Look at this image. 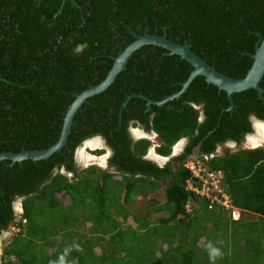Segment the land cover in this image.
Masks as SVG:
<instances>
[{"label": "trees", "instance_id": "1", "mask_svg": "<svg viewBox=\"0 0 264 264\" xmlns=\"http://www.w3.org/2000/svg\"><path fill=\"white\" fill-rule=\"evenodd\" d=\"M144 31L165 33L177 43H188L194 53L217 71L230 77H242L250 66L254 43L264 35V0H0V151L44 149L53 143L58 137L64 110L74 95L100 81L111 65V57L132 41L134 34ZM191 69L188 62L176 54H168L162 47L140 49L116 83L80 109L63 152L44 162L0 161V231H6L14 221L16 226L24 227L4 247L0 264H51V255L47 252L43 259L37 256L36 246H43L51 233L37 221L42 205L51 208L58 205L62 209L66 204L54 195L59 193L68 197V205L91 196L94 205L105 210L107 181L112 177L125 191L132 188L136 179L147 182L151 190L158 187L159 179L169 180L163 188V203L153 206L154 200L146 201L145 213L148 208L154 212L165 210L166 215L158 217L159 224L166 227L170 223L179 231L181 240L169 235L166 239H157L156 247L161 252H171L181 250L188 242L193 246L197 244L202 218L192 220L195 214L188 216L183 210L185 201L197 202L206 213L213 214L216 209H207L205 201L184 189L186 170L180 168L171 172V166L158 167L140 158L148 140H137L129 150L124 131V122L129 118L145 124L158 135L162 144L155 147V151L162 155L169 153L171 144L179 137H188L183 152L173 160L180 163L194 146L197 147L203 166L223 171L224 187L231 203L258 214L262 219L261 229H264V145L204 158L226 139L239 141L241 134L250 130L248 115L264 120V94L259 97L254 89L231 94L233 106L228 110L225 92L206 82L203 76L195 75L177 98L161 105L150 104L145 112L142 98L126 99L132 93L153 100L173 93ZM194 104H200L201 109H195ZM149 112H152L150 119ZM199 112L203 119L198 122ZM91 134L109 140L114 149L113 171L98 170L95 174L91 167L70 181L59 170L63 167L73 171L72 150ZM135 174H138L136 179ZM15 197H20V216L12 209ZM111 208L103 211L101 217L107 220L105 227L113 231H105L110 234L108 240L112 241L113 249L109 247L111 250L105 253L100 245V253H92L94 242L84 243V240L95 235L97 241L100 237L96 235L97 229L87 233L83 242L72 243L69 236L65 240L59 237L61 244L65 242L61 249L64 252L68 249L66 264H96L97 260L102 264H128L121 260L127 252L117 255L122 249L119 239L122 231L131 229L133 235L135 229L146 232L150 222L132 215L129 219L135 226L127 224L118 229L125 218L113 217ZM194 224L197 229L191 233L189 230ZM150 227L149 234L157 236V226ZM224 227L226 229V223ZM58 229L54 227L53 233ZM205 238L200 239L208 247ZM245 242L248 243L246 238ZM75 245H79V249ZM193 246L188 247L186 253L181 250L182 260L173 264H189ZM53 249L52 255L57 253L54 243ZM248 249L236 262L264 264V247L259 246L258 240ZM152 252L153 249L141 252L150 258L143 264L164 263L159 258L152 261ZM11 255L14 257H9Z\"/></svg>", "mask_w": 264, "mask_h": 264}, {"label": "rangeland", "instance_id": "2", "mask_svg": "<svg viewBox=\"0 0 264 264\" xmlns=\"http://www.w3.org/2000/svg\"><path fill=\"white\" fill-rule=\"evenodd\" d=\"M136 129L138 130L139 128L136 127ZM254 136L255 134H253V137ZM153 140L154 142L158 143L157 137L156 138L152 137V141ZM257 141L258 143H260L259 140H256V142ZM83 144L80 148H84ZM228 146H231V144H229ZM248 146L241 145L238 146L237 148H231V147H223L218 145L215 150V154L218 156H222L228 154L231 151H236L240 148H245V147L248 148ZM88 155L90 158H93L90 154ZM81 165H84V163H82ZM81 168L82 167H80V169ZM84 168L85 166H83V169ZM93 172L96 174L98 172V169L95 167L93 169ZM124 181H126V179H124ZM161 182L162 184H160L161 185L160 188H157L156 191L154 192H150L149 184L144 181L140 182L136 180L132 188L127 191H125L124 186L121 185V183L118 180H115L113 177L109 181H107V185L109 186V189L106 188L108 192L105 199V208H106L105 210H107L108 207H112L109 211L112 212L113 217L118 216L125 218L122 223L123 226H121L122 224H119L118 229L120 228L123 229L127 224H132V226H135L134 222L131 221V219H129L132 217V215L137 216V218L141 219L142 221L146 220L147 222H150L148 224V230L150 232L152 230L150 226H154V225L157 226L155 230L156 233L158 234L157 236L159 237L149 234V231L144 232L143 230H138V229H135L136 231L135 235H133L131 229H124L122 231L121 234L122 237H120L119 239L122 242L121 248L123 250L120 249V252L117 255L123 256L125 252H127L128 254H126V257L121 258V260L127 261L128 264L148 263V261L146 260L147 259L150 260V258L148 256L145 257V255H142L141 252L148 253L150 249H153V252L150 254L151 257L154 256L152 261H154V259L157 260L159 258L158 260L160 262L161 261L164 262L162 264H173V262L182 260L184 253L188 251L187 248L193 246L186 244L183 247H180V249L183 250L184 253L183 251L181 252V250H177V251L172 250L171 252L170 251L161 252L159 249H157L156 244L158 242L157 239L159 238L166 239V237H168L169 235H174L173 239L175 240L179 239V231L177 232V229H174L172 225L170 226V223L166 225V227H164L163 224H159L160 222L158 220V217L165 216L166 215L165 210L162 209L157 211L156 214H153L154 211L151 210V208H148V213H145V210L147 208L145 203L150 198H152L154 200L153 202H155L154 204H152L153 206L163 203L164 201L163 187H165L168 182H163V181ZM155 187H157V184H155ZM54 195L63 203V205L66 204L67 206L65 205L61 209V207H59L58 205L53 208L49 207L48 205H42V214L40 218L37 217V221L42 227L51 230V233H48L50 236H48L46 243L43 242L42 243L44 244L43 246H39V245L36 246V248L38 249L37 256L38 258L43 259L44 257H46L45 253L47 252L49 255H51L49 258L51 259V264H53V262H57L61 255H64L65 260L69 259V256H66L64 250L61 249V247L64 246L65 242H62L61 244V241H59L57 238L62 237L65 240L66 239L65 237L69 236L72 240V243H75L76 240L83 242V240L86 238V234L89 232H92L94 230L95 231L100 230L103 233H106L105 231H110L108 227H105V223L107 222V220L103 216L101 217V214L105 210H102L100 206L94 205L95 201L90 200L93 197L89 196V198L86 197L83 199L79 198V200H77L75 203L68 205L67 203L69 202V200L67 196L65 195L63 196L59 193H56ZM122 197H124L125 199L124 201L128 203L130 201L132 203V209L127 208L125 206L126 204H123L121 202ZM195 204L196 203H193V206H195ZM16 214L20 216L19 212L18 213L16 212ZM206 215H210V212H207ZM224 223L225 222H221V220H219L217 224L218 227L213 229L216 231V229L219 230L220 228L223 227L224 229L221 231V235L222 232H224L223 237H225L226 234ZM226 226H228L227 239L224 240L223 243L221 242L222 244H220L219 241H216V245H214V247L219 248L221 250L223 255L217 257L213 261L212 259H210L209 249L204 246L202 240H198L197 247L193 246L195 249L192 251L191 254L192 257L190 258L189 264H222V263L229 264L231 260L233 262H236L239 260V258L241 259L242 251L243 250L245 251L247 248H251L252 244H255L257 240L259 241V246L264 247V236H263L264 232H260L262 226L261 222L260 223L258 222V224L256 225H252V224L250 225V224H242L239 222L228 221V224ZM54 227L57 228L59 227L57 233L56 232L53 233ZM21 228L23 229L24 227L16 226L14 221L13 224L11 223L9 224V227L6 231H2L0 236V255L6 244L10 242L14 234L22 230ZM178 228H180V226ZM83 229H86V231H82ZM196 229L197 226L194 224L192 225V228L189 230V232L193 233L196 231ZM110 232L112 233L113 231ZM80 233H82L81 236H79ZM94 236H90L89 238L84 240V243H88L91 241L94 242L92 244V253L94 254L100 253L101 250L100 245L103 246L104 248L103 252L105 253H108L109 250L113 249L114 247L112 246L113 243L112 241L108 240L110 238L108 237V235L101 238V240L99 239L101 242L99 244L97 243L96 238ZM245 238L247 239L248 243L245 242L244 240ZM243 240L248 245H245L244 242H242ZM108 242L110 245H108ZM53 243L57 247V253L52 255V252H54ZM122 245H124V247H122ZM138 247L140 249H137ZM9 257L12 258L14 256L11 255ZM96 259L97 258H95L94 260ZM100 262L101 261L97 260L96 264H102Z\"/></svg>", "mask_w": 264, "mask_h": 264}, {"label": "water", "instance_id": "3", "mask_svg": "<svg viewBox=\"0 0 264 264\" xmlns=\"http://www.w3.org/2000/svg\"><path fill=\"white\" fill-rule=\"evenodd\" d=\"M149 46L162 47L167 50L168 54L178 55L180 58L188 62L192 69L177 91L168 94L161 99L152 100L143 95L134 93L127 96L126 99L130 96H138L148 105H160L167 100L178 97L195 75L203 76L206 82L215 85L217 89H221L225 92L228 102L227 109H231L233 106L231 94L235 95L240 92H248L252 89L256 91L257 96L259 97L261 94H264V88H262V79L264 77V35L254 43V51L250 54L252 60L246 73L242 77L235 78L214 69L205 60L194 53L190 49L188 43H177L167 38L165 33L152 34L144 31L141 34H134V39L120 49L115 56L111 57V65L100 81L88 85L74 95V98L64 110L61 128L57 139L53 143L44 149H21L18 152L0 151V161H18L19 163H26L27 160H38L44 162L58 156L67 148L72 135L74 120L80 109L91 98L108 91L116 83L122 71L139 50ZM53 152L56 153L48 157ZM46 157L48 158L45 159Z\"/></svg>", "mask_w": 264, "mask_h": 264}, {"label": "flooded vegetation", "instance_id": "4", "mask_svg": "<svg viewBox=\"0 0 264 264\" xmlns=\"http://www.w3.org/2000/svg\"><path fill=\"white\" fill-rule=\"evenodd\" d=\"M149 106L150 105L146 104V102H145V108H144L143 112L147 111ZM196 106L199 108L197 110H200L201 109V105L200 104H196ZM121 107H122V105H121ZM120 112H121V109L117 112V115L120 116ZM127 113H129V110H127ZM151 116H152V112H149V114H147V117L150 119ZM251 116H252V114H250V115L247 116V120H248V124H249L250 130L248 132H245V133L241 134L240 140L234 142V147L235 148H237L238 146H241V145H245V144H243V142L245 140V135L246 134H249V132H251V130L253 132V129H254V132H255V129H256V134L253 137V134H254V132H253L251 135L247 136L246 146H248L250 144L255 145L258 142V141L256 142V140H259V141L260 140L261 141L263 140V138H264V133L262 132L263 128H261V126H259L262 123H256L255 128H254V119L252 121V126H251ZM202 119H203V115L199 112L197 121L198 122L199 121H202ZM117 121L120 122V119L118 118ZM262 125L264 126V124H262ZM136 127L139 128V129L137 130ZM252 127H253V129H252ZM124 131H125V134L127 136V140H128V144H129V150H130V148L132 149V145L137 140H139V139L148 140L149 144H148V146L146 148V151L143 154L140 155V158L143 161H149V162H151L152 164H154L156 166H160L156 162L157 160L159 162V160H160L159 158H156L157 160L154 159V154L151 151H150L151 153L149 152L150 155L147 154V149H149V147H151V143H152L151 140H152V137H153V135L151 134V129L149 127H146L145 124H143L141 122L134 121V119L129 118V119H126V121L124 122ZM90 138H98V144L95 145L94 148H91L92 146L90 147L89 146L90 145L89 143H88L89 145L88 144L87 145L86 144H83V142L85 140L90 139ZM255 138H256V140H255ZM227 141H229V139L226 140V141H224V143L223 142L220 143V146L227 147V145L225 143ZM180 142H178V143H180ZM188 142H189V138L188 137H183V145H182V148L180 149V152L179 153H182L183 152V150L186 147V145L188 144ZM82 144H83V146H85V149L82 152L83 154L80 152L79 156L77 157V152L80 150V147L82 146ZM248 147H250V146H248ZM216 148H217V146H215L214 151L216 150ZM174 150H176V149L174 148ZM86 153L90 154L93 158H89V159L85 158L86 157V155H85ZM113 154H114V149L111 146L109 140H107V138H105V137H103V136H101L99 134H91V135H88V136L84 137L83 139H81L74 146V148L72 150V158H71V160H72L73 171L72 172H68L63 167H61L60 168V172L63 173L64 175H67V173H71V174L72 173H75L77 171L76 161H78L79 163H85V161H90L91 162V166L92 165L98 166V168L100 170L105 169L108 172H112L113 171V165H112V161L113 160H111V158H112ZM191 154L192 155H196V156L198 155V151H197V149H196L195 146L192 148ZM82 155H84V157H82ZM161 158L163 160L165 159L163 157H161ZM165 164L168 165V166H174L175 164L177 165L178 163L176 161H174L173 160V156H171L170 158H168L163 163V166ZM137 175L138 174H135L134 176H137ZM128 176H129V174H128ZM165 179L166 178L159 179V181L160 180H165ZM1 233H2V231H0V236H1Z\"/></svg>", "mask_w": 264, "mask_h": 264}, {"label": "clouds", "instance_id": "5", "mask_svg": "<svg viewBox=\"0 0 264 264\" xmlns=\"http://www.w3.org/2000/svg\"><path fill=\"white\" fill-rule=\"evenodd\" d=\"M177 91V90H176ZM171 94V93H170ZM168 95V94H167ZM166 96V95H165ZM165 96H163V97H165ZM162 97V98H163ZM174 98H176V97H174ZM150 99V98H149ZM159 99H161V98H159ZM173 99V98H172ZM153 100V99H152ZM158 100V99H157ZM171 100V99H170ZM232 100V99H231ZM125 101L126 100H124L123 102H124V104H125ZM168 101V100H167ZM166 102V101H165ZM164 103V102H163ZM162 103V104H163ZM123 103L121 104L122 106L124 105ZM150 105V104H149ZM153 105H156V104H153ZM161 105V104H160ZM193 107L195 108V109H199L195 104L193 105ZM228 110H231V109H228ZM198 118V117H197ZM253 119L254 120H258V121H260V122H263L264 123V120H261V119H258V118H256L254 115H252L251 116V126H252V121H253ZM150 128V127H149ZM151 129V128H150ZM252 129H253V127H252ZM253 132H254V129H253ZM252 130H251V132H249V134H246L245 135V140H244V142H243V144H245V146H246V142H247V136H249V135H251L252 133ZM151 134L153 135V137H157V140H158V143H156V142H154V141H152V143H151V147H149V149H147V154H149V152L151 151L155 156H157V157H163V158H165L163 161H161V162H158V161H156L160 166H158V167H161V166H163V163L168 159V158H170L171 156H177V155H179V154H181V153H179L180 152V149L182 148V145H183V137H186V136H182V137H179L174 143H172L171 144V146H170V151H169V153L167 154V155H162V154H159V153H157L156 151H155V147H157L158 145H160V144H162V141L160 140V138L158 137V135L151 129ZM226 140H228V139H226ZM225 140V141H226ZM181 141V143H182V145L180 146V148L178 149V150H174V146L178 143V142H180ZM234 142H235V140H232V139H229V141H227V142H225L226 143V145H227V147H231V148H233L234 147ZM222 143V142H221ZM223 143H224V141H223ZM229 144H231V146H228ZM220 146V143H218L216 146ZM258 145V146H257ZM262 145H264V140H260V143H256L255 145H254V147H245V148H240V149H238V150H236V151H231V152H229L228 154H230V153H233V152H237V151H239V150H241V149H252V148H255V147H260V146H262ZM235 148V147H234ZM85 149V147L83 148V150ZM196 149H197V147H196ZM87 151V150H86ZM88 152V151H87ZM89 153V152H88ZM216 154H215V151L213 152V153H210V154H208L207 156H205L204 158L207 160L208 158H210V157H212V156H215ZM227 155V154H226ZM216 156H218V155H216ZM223 156V155H222ZM188 160H198V161H200L201 162V159L199 158V156L197 155H192L191 153L188 155V156H186V158H184L180 163H178L177 165H175V166H171V172H175L177 169H183V170H186L187 172H188V176L184 179V185H185V180L189 177V175H190V171H189V169L187 168V167H185L184 166V163L186 162V161H188ZM82 163H79L78 161H76V165H77V171L75 172V173H67V175H65L70 181H73V180H75V179H77L79 176H81V175H83L84 174V172L86 171V170H88L89 168H91V167H93V169L96 167L98 170H100L99 168H98V166H94V165H92L91 166V162L90 161H85V163H84V165H81ZM88 165V166H87ZM83 166H85V168L83 169ZM80 167H82L81 169H80ZM211 169V168H210ZM104 170V169H103ZM213 170H219L221 173H222V185H223V187H224V174H223V171L221 170V169H213ZM60 171V170H59ZM80 171V172H79ZM105 171V170H104ZM68 172H72V171H68ZM135 179L138 177V175L137 176H133ZM137 180V179H136ZM161 181H163V182H168L169 180H158V183H159V185H158V187L157 188H160L161 187V185L160 184H162V182ZM184 185H183V187H184ZM156 188V189H157ZM164 188V187H163ZM156 189H154V190H149L150 192H154V191H156ZM186 191H188V190H186ZM164 193V192H163ZM229 197V196H228ZM152 198H150L149 200H151ZM123 200H124V197H122L121 198V202L123 203ZM153 200V199H152ZM229 200H230V198H229ZM193 201H191L190 199H187L186 201H185V203H184V205L185 204H188L189 206H190V208H191V210H190V212L192 211V207H194L193 206ZM12 209L14 210V212L16 213H18L19 212V214L21 215V211H22V208H21V202H20V197H15L14 198V200L12 201ZM184 205H183V210H184V212H185V209H184ZM234 206V205H233ZM18 207V208H17ZM231 207H232V204H231ZM233 208V207H232ZM208 209V208H207ZM211 209V208H210ZM215 209H217V208H215ZM223 209H225V208H223ZM235 209V208H234ZM226 210V217H227V219L229 220V221H238L239 220V218H240V213H239V210L238 209H235L236 211H237V213H238V216L235 218V219H233V218H231V217H229L228 216V213H227V209H225ZM190 212H188L187 214H188V216H190L191 214H190ZM75 247L77 248V249H79V245H75ZM208 248H209V255H210V259H212L213 261L217 258V257H220V256H222L223 255V253L221 252V250L219 249V248H216V247H213L211 244H209L208 245ZM68 251V249H66L65 250V252H67ZM53 264H65V258H64V255H61L60 256V258H59V260L57 261V262H53Z\"/></svg>", "mask_w": 264, "mask_h": 264}, {"label": "built area", "instance_id": "6", "mask_svg": "<svg viewBox=\"0 0 264 264\" xmlns=\"http://www.w3.org/2000/svg\"><path fill=\"white\" fill-rule=\"evenodd\" d=\"M190 171L185 180L184 189L193 192L199 199L205 201L206 208H225L228 216L235 219L237 211L231 207L228 195L222 185V173L205 167L198 160H188L184 163ZM185 213L190 212L188 204L184 205Z\"/></svg>", "mask_w": 264, "mask_h": 264}, {"label": "crops", "instance_id": "7", "mask_svg": "<svg viewBox=\"0 0 264 264\" xmlns=\"http://www.w3.org/2000/svg\"><path fill=\"white\" fill-rule=\"evenodd\" d=\"M224 190L226 192V187H224ZM226 194L228 195L227 192H226ZM230 203H231V201H230ZM125 206L129 209H132V203L130 201H129V203L127 202ZM232 207L239 210L240 218L238 221H230V222H239L242 224H250V225L251 224L256 225V224H258V222L262 223V219H260V216L258 214L249 212V211L244 210V209H239V208L233 206V204H232ZM132 213H133V210H132ZM156 213L157 212H154L153 214H156ZM190 214H193V215L195 214L194 219H192L193 215L190 217L192 220H196L199 217L202 218L200 221V225H199V221H197V226L199 225L198 226V231H199L198 240H201L200 238H202V237H204V238L207 237V239L205 238V240L208 242V245L211 244L214 247V245H216V241H219L220 244H222L223 241L227 239V228H228V226H226L225 237H223L224 232H222V235H221V231L224 229L223 227L220 228L219 230L216 229V231L213 230L216 227H218L217 224H218L219 220H221V222H225L226 225L228 224L229 220L226 217V210L225 209L217 208L216 211L213 212V214L206 215V212L204 211L203 207L196 202L195 206L192 207V211L190 212ZM263 224H264V221H263ZM209 227H211V228H209ZM207 229H209V230H207ZM82 231H86V229H83ZM98 231H97L96 235L97 236L100 235V237L97 239V243L99 244L101 238H103L106 235H108V237H109L110 234L106 233V234L101 235V232L100 231L98 232ZM260 232H264V229H261ZM205 233H206V235H205ZM223 238H225V239H223ZM244 240L242 242H244ZM187 244L191 245L192 243L188 242ZM195 247H197V244L195 245ZM248 251H249V249L247 248L245 251L243 250L242 253L243 252L245 253ZM232 262L233 261L231 260V262L229 264H239L238 262H233V263Z\"/></svg>", "mask_w": 264, "mask_h": 264}, {"label": "bare ground", "instance_id": "8", "mask_svg": "<svg viewBox=\"0 0 264 264\" xmlns=\"http://www.w3.org/2000/svg\"><path fill=\"white\" fill-rule=\"evenodd\" d=\"M256 123H262V124H264L263 122H260V121H258V120H254V128H255V125H256ZM262 124H260L259 126H261V128H263V130H262V132L264 133V126L262 125ZM254 134H256V129H255V132H254ZM263 140H264V138H263ZM84 144H88L90 147L92 146V148H94V146L95 145H97L98 144V138H90V139H87V140H85L84 142H83ZM182 145V143L180 142V143H178V144H176L175 146H174V148L176 149V150H178L179 148H180V146ZM253 147L254 145L253 144H250V147ZM258 146V145H257ZM85 147V146H84ZM80 152L82 153L83 152V148H80V150L77 152V157L79 156V154H80ZM151 153V152H150ZM83 154V153H82ZM150 155V154H149ZM152 155V154H151ZM82 157H84V155H82ZM81 157V158H82ZM85 158H90L89 157V155L88 154H86V157ZM103 158V157H102ZM156 158H159L160 160H159V162H161V160L163 161V159L161 158V157H157V156H155L154 155V159H156ZM81 160V159H80ZM102 160V159H101ZM157 160V159H156ZM158 161V160H157Z\"/></svg>", "mask_w": 264, "mask_h": 264}]
</instances>
